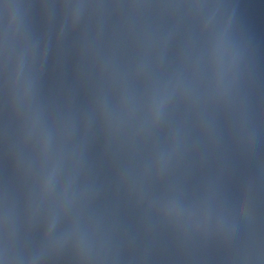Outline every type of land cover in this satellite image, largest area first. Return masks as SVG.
<instances>
[{
    "label": "water",
    "instance_id": "95a60500",
    "mask_svg": "<svg viewBox=\"0 0 264 264\" xmlns=\"http://www.w3.org/2000/svg\"><path fill=\"white\" fill-rule=\"evenodd\" d=\"M0 15L135 73L264 158V0H0Z\"/></svg>",
    "mask_w": 264,
    "mask_h": 264
}]
</instances>
